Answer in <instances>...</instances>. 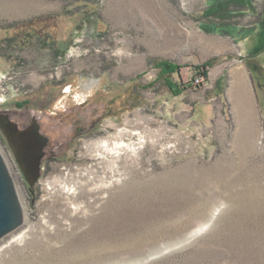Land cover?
I'll return each mask as SVG.
<instances>
[{
	"label": "rangeland",
	"instance_id": "1",
	"mask_svg": "<svg viewBox=\"0 0 264 264\" xmlns=\"http://www.w3.org/2000/svg\"><path fill=\"white\" fill-rule=\"evenodd\" d=\"M219 3L0 0V115L48 140L29 187L0 132L24 215L0 264H264V3Z\"/></svg>",
	"mask_w": 264,
	"mask_h": 264
},
{
	"label": "water",
	"instance_id": "2",
	"mask_svg": "<svg viewBox=\"0 0 264 264\" xmlns=\"http://www.w3.org/2000/svg\"><path fill=\"white\" fill-rule=\"evenodd\" d=\"M0 132L10 146L24 180L29 187H33L40 177L47 138L40 134L36 124L19 129L7 116L1 115ZM23 220L15 185L0 153V240L17 230Z\"/></svg>",
	"mask_w": 264,
	"mask_h": 264
},
{
	"label": "trees",
	"instance_id": "3",
	"mask_svg": "<svg viewBox=\"0 0 264 264\" xmlns=\"http://www.w3.org/2000/svg\"><path fill=\"white\" fill-rule=\"evenodd\" d=\"M264 3V0H261ZM232 8L240 9L244 8L245 10H253L254 6L252 4V0H220L219 4H215L212 6L208 11V18L217 20V21H228L234 16L232 14ZM264 12V6L263 11ZM216 28L224 27V26H217L214 25ZM236 25H228L225 27ZM153 68L156 71V82H162L166 89L171 93L175 94L174 89H176V84L173 82V76L179 77V68L171 63L165 61H158L153 65ZM179 95V94H176ZM20 109V108H18Z\"/></svg>",
	"mask_w": 264,
	"mask_h": 264
},
{
	"label": "bare ground",
	"instance_id": "4",
	"mask_svg": "<svg viewBox=\"0 0 264 264\" xmlns=\"http://www.w3.org/2000/svg\"><path fill=\"white\" fill-rule=\"evenodd\" d=\"M97 158L100 159H119L122 155L127 153H134L138 148L134 143H126L120 141H103L100 145H97Z\"/></svg>",
	"mask_w": 264,
	"mask_h": 264
},
{
	"label": "flooded vegetation",
	"instance_id": "5",
	"mask_svg": "<svg viewBox=\"0 0 264 264\" xmlns=\"http://www.w3.org/2000/svg\"><path fill=\"white\" fill-rule=\"evenodd\" d=\"M10 121L11 122H13V123H15L17 126H18V128L19 129H22V127H20V125H19V123H17L16 121H14L13 119H11L10 118ZM47 144H48V141H47ZM47 144H46V146H45V148H44V150L46 149V147H47ZM43 150V152H44V155H43V158H42V160L44 159V156H45V151ZM41 164H42V161H41Z\"/></svg>",
	"mask_w": 264,
	"mask_h": 264
},
{
	"label": "built area",
	"instance_id": "6",
	"mask_svg": "<svg viewBox=\"0 0 264 264\" xmlns=\"http://www.w3.org/2000/svg\"><path fill=\"white\" fill-rule=\"evenodd\" d=\"M197 81L199 82V79H197ZM198 82H197V83H198Z\"/></svg>",
	"mask_w": 264,
	"mask_h": 264
}]
</instances>
